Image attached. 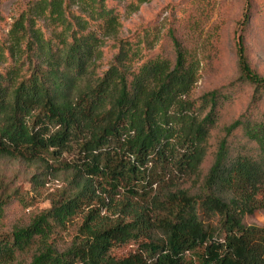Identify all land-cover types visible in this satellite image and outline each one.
<instances>
[{"label": "trees", "instance_id": "obj_1", "mask_svg": "<svg viewBox=\"0 0 264 264\" xmlns=\"http://www.w3.org/2000/svg\"><path fill=\"white\" fill-rule=\"evenodd\" d=\"M68 2H30L0 40V158L57 162L66 176L48 208L0 232V264H264V225L243 222L264 211V112L252 110L264 75L242 36L237 77L191 97L199 63L172 31L173 60L142 59L123 37L100 71L118 15L105 0H79L75 13ZM240 83L250 103L211 150ZM19 191L0 183V223ZM131 239L135 251L112 253Z\"/></svg>", "mask_w": 264, "mask_h": 264}, {"label": "rangeland", "instance_id": "obj_2", "mask_svg": "<svg viewBox=\"0 0 264 264\" xmlns=\"http://www.w3.org/2000/svg\"><path fill=\"white\" fill-rule=\"evenodd\" d=\"M35 0H0V40L13 19ZM69 1L68 12L81 9L79 0ZM135 0H105L120 22L117 37H105L102 44L100 71L105 70L117 52V39L127 38L138 44L142 59L157 55L174 59L169 31L189 48L199 63L198 79L191 97L215 87L226 86L238 75L237 40L242 36L250 66L264 75V0H148L137 8H129ZM92 28L95 24L91 25ZM232 100L224 105L217 126L212 130L210 144H215L223 127L238 117L249 105L252 87L246 83L228 89ZM264 112V101L252 108ZM231 140L244 142L239 133ZM69 159L72 155H64ZM209 156L205 168L210 164ZM57 162L28 163L20 159L0 158V183L11 190L18 188L23 197L13 196L3 206L0 232L15 225L27 224L37 213L50 206V197L66 183L65 175L57 170ZM25 195V197H24ZM26 196L28 198H26ZM243 222L264 225V211L257 209L245 215ZM72 232V231H71ZM64 238H68V234ZM138 242L131 239L114 246L112 253L122 256L135 251Z\"/></svg>", "mask_w": 264, "mask_h": 264}]
</instances>
